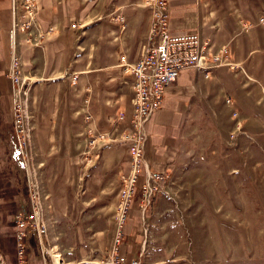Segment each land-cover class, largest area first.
<instances>
[{
    "label": "crops",
    "instance_id": "1",
    "mask_svg": "<svg viewBox=\"0 0 264 264\" xmlns=\"http://www.w3.org/2000/svg\"><path fill=\"white\" fill-rule=\"evenodd\" d=\"M258 3L170 0V33H197L213 50L227 46L229 66L208 77L184 69L167 87L160 108L145 126L144 160L150 171L172 170L186 150L185 136L196 115L215 116L232 106L241 113L248 94L256 93L255 83L262 82L264 74ZM13 16L12 1L0 0V264H17L15 216L29 211L27 172L32 184L44 186L38 188L40 196L44 189L49 195L42 202L47 232L40 239L31 232L26 236L27 264H50L52 259L57 264V256L65 264H100L112 238L120 177L128 173L129 163L126 146L119 143L100 146L83 161L85 106L89 101L98 130L113 129L117 138L130 134L132 77L120 59L132 63L140 58L149 9L143 0H38L34 25L17 36L33 114L28 167L15 139L13 86L6 76ZM225 99L232 105L227 107ZM119 112H125L126 120L112 126ZM142 180L120 246L127 264L141 259L144 228L150 223L149 210H140Z\"/></svg>",
    "mask_w": 264,
    "mask_h": 264
},
{
    "label": "rangeland",
    "instance_id": "2",
    "mask_svg": "<svg viewBox=\"0 0 264 264\" xmlns=\"http://www.w3.org/2000/svg\"><path fill=\"white\" fill-rule=\"evenodd\" d=\"M259 81L241 113L194 117L184 154L152 196L140 264H264V74ZM39 218L42 237V202Z\"/></svg>",
    "mask_w": 264,
    "mask_h": 264
},
{
    "label": "built area",
    "instance_id": "3",
    "mask_svg": "<svg viewBox=\"0 0 264 264\" xmlns=\"http://www.w3.org/2000/svg\"><path fill=\"white\" fill-rule=\"evenodd\" d=\"M11 1L14 14L9 30L11 64L6 76L13 86L12 120L15 139L21 158L28 167L32 157V155H27V147H30L31 142L33 114L30 86L22 75L21 57L17 51V36L19 33H28L34 25L38 0ZM143 4L150 12L149 29L143 52L140 58L132 63L127 62L125 57L120 59L123 71L132 77L130 134L117 138L113 135V129L98 130L89 109V101H86L83 118L87 141L83 161H89L91 153L98 151L100 146L110 144H124L128 154L129 170L126 175L120 177V192L114 214L111 245L103 264H127L125 257L121 255L120 246L140 178L143 177L140 200L142 213L150 207L152 196L158 192L161 184L168 178V173L150 171L144 160L147 141L145 126L150 116L160 108L167 87L175 82L178 73L184 69L193 68L208 77L218 68L229 66L227 46L213 50L212 46L202 41L197 33L181 35L170 33L168 22L170 0H143ZM259 23H264V18H260ZM27 41L32 42V39H27ZM75 80L76 77H73V81ZM225 104L231 106L232 101L225 99ZM233 116L235 117L236 113ZM125 120V112H119L111 120V125L123 123ZM26 181L29 211L15 216L14 238L17 264H27V233H34L39 239L41 238L37 210L41 202L49 199L45 189L44 197H37V188H44V186L33 187L32 174L28 172ZM48 211H51V208H48ZM130 264H140V260Z\"/></svg>",
    "mask_w": 264,
    "mask_h": 264
},
{
    "label": "bare ground",
    "instance_id": "4",
    "mask_svg": "<svg viewBox=\"0 0 264 264\" xmlns=\"http://www.w3.org/2000/svg\"><path fill=\"white\" fill-rule=\"evenodd\" d=\"M28 148V147H27ZM32 186L34 187V185L32 184ZM37 193H38V188H37ZM41 205V204H40ZM40 205L38 206V210H37V217H38V223L40 225V218H39V208H40ZM40 234H41V226H40ZM59 258V257H57ZM57 264H59L60 262L57 260L56 261ZM61 264V263H60Z\"/></svg>",
    "mask_w": 264,
    "mask_h": 264
},
{
    "label": "trees",
    "instance_id": "5",
    "mask_svg": "<svg viewBox=\"0 0 264 264\" xmlns=\"http://www.w3.org/2000/svg\"><path fill=\"white\" fill-rule=\"evenodd\" d=\"M155 201H156V196H154V197L152 198V200H151V206L154 205ZM149 208H150V207H149Z\"/></svg>",
    "mask_w": 264,
    "mask_h": 264
}]
</instances>
